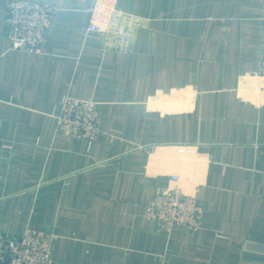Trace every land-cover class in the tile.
Here are the masks:
<instances>
[{
  "label": "crops",
  "instance_id": "1",
  "mask_svg": "<svg viewBox=\"0 0 264 264\" xmlns=\"http://www.w3.org/2000/svg\"><path fill=\"white\" fill-rule=\"evenodd\" d=\"M9 1L54 8L39 54L10 50ZM94 1L0 0V264L27 227L54 264H264V0H118L88 33ZM66 95L94 142L55 132ZM170 175L196 231L145 216Z\"/></svg>",
  "mask_w": 264,
  "mask_h": 264
},
{
  "label": "built area",
  "instance_id": "2",
  "mask_svg": "<svg viewBox=\"0 0 264 264\" xmlns=\"http://www.w3.org/2000/svg\"><path fill=\"white\" fill-rule=\"evenodd\" d=\"M118 0H95L89 12L88 33H99L116 12ZM54 8L46 3L9 1L5 5L3 37L10 50L39 54L50 27ZM55 132L72 139L94 142L100 135L97 103L90 99L64 96L55 116ZM153 153V146H142ZM185 147L178 146L182 155ZM145 216L167 235L174 228L196 231L201 227L202 211L193 194L183 192L177 175H170L169 185L145 204ZM55 236L27 227L18 238L3 240L7 264H54Z\"/></svg>",
  "mask_w": 264,
  "mask_h": 264
}]
</instances>
